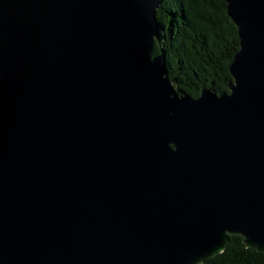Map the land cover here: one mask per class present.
I'll list each match as a JSON object with an SVG mask.
<instances>
[{
    "label": "water",
    "instance_id": "water-1",
    "mask_svg": "<svg viewBox=\"0 0 264 264\" xmlns=\"http://www.w3.org/2000/svg\"><path fill=\"white\" fill-rule=\"evenodd\" d=\"M163 1L0 0V264L264 252V0H224L232 79L197 98Z\"/></svg>",
    "mask_w": 264,
    "mask_h": 264
},
{
    "label": "trees",
    "instance_id": "trees-1",
    "mask_svg": "<svg viewBox=\"0 0 264 264\" xmlns=\"http://www.w3.org/2000/svg\"><path fill=\"white\" fill-rule=\"evenodd\" d=\"M166 29V65L171 79L194 98L202 89L228 92L229 68L240 48L238 27L224 0H164L157 12ZM159 54L155 44L154 55ZM204 264H264V252L232 236L226 251Z\"/></svg>",
    "mask_w": 264,
    "mask_h": 264
}]
</instances>
